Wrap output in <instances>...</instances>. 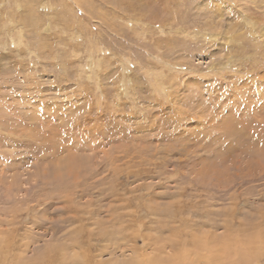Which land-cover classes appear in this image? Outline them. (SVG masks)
I'll return each instance as SVG.
<instances>
[{
	"label": "rangeland",
	"instance_id": "rangeland-1",
	"mask_svg": "<svg viewBox=\"0 0 264 264\" xmlns=\"http://www.w3.org/2000/svg\"><path fill=\"white\" fill-rule=\"evenodd\" d=\"M0 236L264 264V0H0Z\"/></svg>",
	"mask_w": 264,
	"mask_h": 264
},
{
	"label": "bare ground",
	"instance_id": "bare-ground-1",
	"mask_svg": "<svg viewBox=\"0 0 264 264\" xmlns=\"http://www.w3.org/2000/svg\"><path fill=\"white\" fill-rule=\"evenodd\" d=\"M11 235H9V236H11ZM26 240H28V239H26ZM13 242H14V238L13 237H9V238L6 237V239H0V264H55L54 261H56V260H54L53 262L49 261L48 260L49 258L47 259L48 256H47V254L44 251H40V252L37 251L38 254H37V260L36 261L35 260H29L30 258L28 259V258H26V256L24 257V256H22V254H19L18 252H15V250H18L19 248L16 249L17 246ZM20 251H22V250H20ZM49 257H51V256H49ZM212 258L213 257H210L209 259H212ZM71 261H73V263H77L78 262V261L76 262L74 260H71ZM239 263H241V261L238 260V261H236L235 264H239ZM56 264H57V262H56ZM84 264H90V263L87 262V263H84Z\"/></svg>",
	"mask_w": 264,
	"mask_h": 264
}]
</instances>
